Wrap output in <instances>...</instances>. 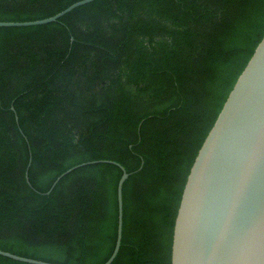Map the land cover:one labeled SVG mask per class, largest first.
Returning a JSON list of instances; mask_svg holds the SVG:
<instances>
[{"label":"trees","instance_id":"16d2710c","mask_svg":"<svg viewBox=\"0 0 264 264\" xmlns=\"http://www.w3.org/2000/svg\"><path fill=\"white\" fill-rule=\"evenodd\" d=\"M75 1L0 0V21ZM263 35L264 0H93L0 26V249L105 262L118 163L110 264H171L189 168Z\"/></svg>","mask_w":264,"mask_h":264},{"label":"water","instance_id":"95a60500","mask_svg":"<svg viewBox=\"0 0 264 264\" xmlns=\"http://www.w3.org/2000/svg\"><path fill=\"white\" fill-rule=\"evenodd\" d=\"M78 0L52 16L0 21V26L41 25L57 20ZM13 109V107H11ZM82 162L61 173L58 180ZM117 183L116 256L122 231V184ZM25 178L28 180L27 173ZM0 255L30 264H56L0 249ZM171 264H264V35L236 78L189 168L177 208Z\"/></svg>","mask_w":264,"mask_h":264}]
</instances>
